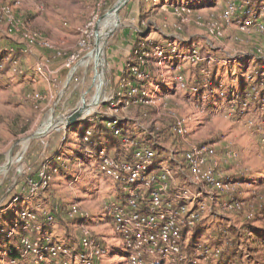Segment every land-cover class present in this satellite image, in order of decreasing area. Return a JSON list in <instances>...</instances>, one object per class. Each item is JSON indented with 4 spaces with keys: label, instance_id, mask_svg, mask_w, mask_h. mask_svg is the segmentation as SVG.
Returning <instances> with one entry per match:
<instances>
[{
    "label": "rangeland",
    "instance_id": "obj_1",
    "mask_svg": "<svg viewBox=\"0 0 264 264\" xmlns=\"http://www.w3.org/2000/svg\"><path fill=\"white\" fill-rule=\"evenodd\" d=\"M245 1L237 2L245 8ZM249 1L250 15L237 10L227 24L223 14L230 0H0V49L17 51V62L0 75V219L16 218L23 209L40 217L57 215L62 223L53 225L56 239L78 246L85 227L99 248L106 249L96 254L93 264H131L129 248L107 213L120 196L117 185L102 172L94 148L74 137L117 118L127 130L118 136L125 150L132 147L131 140L141 141L148 133L153 142V137L158 140L165 163L171 149L216 145L232 194H221L212 213L202 219L200 233L190 232L185 244L221 246L220 257L207 264L221 258L226 264H262L264 244L256 242L255 232L264 234V67L258 69L253 62H264V33L255 28L264 17L253 11L264 0ZM248 19L252 25L244 27ZM216 30L221 34L212 33ZM29 34L47 39L62 54L29 44ZM23 45L26 52L20 49ZM201 62L231 64L224 82H248L242 105L236 103V93L231 102L224 98L215 106L209 105L217 104L211 103V95L195 93L191 79ZM129 64L138 66L146 79L137 80ZM124 82L144 90L146 101L137 102ZM83 104L82 120L69 124L67 118ZM177 117L186 120L185 137L171 131ZM49 121L51 127L41 131ZM112 141L103 136L100 146L117 152ZM80 147L84 149L75 157ZM62 164L64 172L57 169ZM51 170L47 184L39 187L42 173ZM231 198L240 208L227 207ZM15 220L18 224L19 217ZM2 222L0 259L4 247H20V237L27 234L15 224L10 237L12 228L2 227ZM30 255L14 262L7 258L4 264H34Z\"/></svg>",
    "mask_w": 264,
    "mask_h": 264
},
{
    "label": "built area",
    "instance_id": "obj_2",
    "mask_svg": "<svg viewBox=\"0 0 264 264\" xmlns=\"http://www.w3.org/2000/svg\"><path fill=\"white\" fill-rule=\"evenodd\" d=\"M237 1L230 0L223 14L224 23L232 22L237 10H241L240 14L245 16L250 15L253 9L250 1H245V8L239 6ZM253 15L264 17V3L253 11ZM250 25L252 19L244 22V27ZM255 28L264 33V22L257 21ZM215 32L216 35L221 34L220 30L212 33ZM27 38L29 44L44 45L54 49L58 56L62 54L59 47L45 38L34 34H29ZM20 49L27 51L24 45ZM16 52L14 47L0 49V57L5 58L0 64L1 69L5 61L17 62V58L13 57ZM68 59L67 66L72 62V59ZM128 69L137 80L143 81L147 77L138 66L129 64ZM126 78L124 76L122 80ZM126 85L128 93L136 97L137 102L146 101L144 90L131 83ZM107 125L117 137L123 136L119 119L110 120ZM171 131L176 136L185 137L186 120L175 118ZM90 135L91 131L87 130V136ZM153 138L152 145L131 140L133 149L125 159L118 160L104 149L97 153L102 172L115 181L120 194L107 207V213L129 248L131 264H198L199 261L207 264V261L220 257L223 252L221 246L210 247L200 242L189 246L185 244V239L190 232L193 234L202 230V219L206 212L212 213L211 206L217 203L222 193L229 196L232 194L225 171L219 163L216 145L191 144L182 152L171 149L170 158L165 163L158 153L159 142ZM49 178L50 174L44 171L39 187L45 186ZM37 188L38 185L34 189ZM227 201V207L240 208V203H235L234 198ZM73 212H77V209L74 208ZM19 216V223L15 227L22 226L27 234L20 237L17 251L21 257L31 253L34 264H93L96 254L104 252L99 248L97 239L85 227L82 228L78 246H72L54 236L53 225L56 223L53 217H40L29 209H23ZM14 233L15 229L12 228L8 235L13 237ZM212 240L218 242L219 238ZM3 251L0 259L2 263L7 258L12 259L8 256L9 250ZM16 259H12V262Z\"/></svg>",
    "mask_w": 264,
    "mask_h": 264
},
{
    "label": "trees",
    "instance_id": "obj_3",
    "mask_svg": "<svg viewBox=\"0 0 264 264\" xmlns=\"http://www.w3.org/2000/svg\"><path fill=\"white\" fill-rule=\"evenodd\" d=\"M138 41L136 43H138ZM13 57H15V56H13ZM253 58L256 59L255 57H253ZM4 60H5V58L0 57V64L2 62H4ZM11 62H12V60L11 61H5L4 68L3 69L0 68V75H5L8 72V70L11 69V66H10ZM230 65H229V67H228V65H227V67L224 65L219 66V64H215L214 66H211L207 62H201L197 65V68H196V70L193 74V77L191 79V82H192L191 86L193 88H195V93L198 96L211 95V101H212L211 103H215L213 101H217L216 102L217 104H209L210 106L220 105V103L222 105V103H223L222 99H224V98L227 99L226 101L231 102L235 93H236L235 101L239 105H242V103L244 102V100L246 98L245 91L247 90L248 82L244 81L243 78H240L239 81L237 80V85H234V84L231 85V83L224 82V79H226L227 75H229V73H232V68ZM253 66H255L258 69H262L264 67V62H261L260 60H255V62H253ZM242 67H243V64H241V68ZM203 70L208 71V73H204ZM223 71H226L227 73L224 74ZM251 78H258V76L256 74H252ZM171 79H173L172 83L174 85L176 83V80L174 77H171ZM165 90H169V89L165 88L163 91H165ZM72 127L73 126L69 127L68 132L71 131ZM119 128L122 130V132L127 133V130L123 129L121 126H119ZM87 130L91 131L90 136H87ZM104 131L106 133H104ZM103 136L112 137V139H113L112 144L114 143L117 146L116 147L117 152L114 151V153H110V151L112 150V149H110L111 146H108L107 148L100 146L101 144H103V142H102ZM74 137H77L84 145H87L90 148H94L95 155H97V153L99 152L100 149H104L107 153H110L113 157H115L118 160H121L123 158L125 159V158L129 157V155L131 154L132 149H133V147H131V148H129V150H125V147H123L125 142L120 140L114 134V132L111 129H108L105 122H102L101 125H98L95 128L94 127L93 128L87 127L80 133V135L74 136ZM133 137L136 138L135 135H133ZM138 143L139 144L146 143V144L152 145L153 144L152 135H149L148 133L144 134V136L141 138V141H138ZM82 148L80 147L79 150L76 151V153L74 155L75 157L81 155V153L84 149V148L83 149ZM57 169H60L62 172H64V169H65L64 164L57 166ZM57 169L54 168V170H57ZM54 170H53V172H55ZM48 173L51 174L52 170ZM66 211H68V210H66ZM19 214H20V211H19L18 215H16L17 219H18V217L20 218ZM3 218H4V216H3ZM13 218H15V217L0 219V220L4 221L1 223L2 227H4V228L5 227H8V228L11 227L12 228L17 222V220H15L16 218L14 220H13ZM111 220L113 221L112 218H111ZM54 223H56V224L60 223L61 224L62 220L59 219L57 215H55ZM32 226H37V224H33ZM17 229L19 232H24L22 226H19ZM231 230L234 231L235 229H231ZM34 233H35V231H34ZM1 235H3V233H0V236ZM195 236H197V234H195ZM255 237L257 238L256 242H259L260 244H264V234L256 231ZM195 242L192 241L191 242L192 245ZM4 249H5V247H4ZM7 249L10 252L8 254V256H10V258L15 259V258L21 257L15 246H13L11 248L8 246ZM103 251L105 252L106 249L104 248ZM261 258L264 259V256H261ZM227 262H228L227 259L221 258L219 260V262H217L216 264H226ZM0 264H4V263L0 262ZM262 264H264V262H262Z\"/></svg>",
    "mask_w": 264,
    "mask_h": 264
},
{
    "label": "water",
    "instance_id": "obj_4",
    "mask_svg": "<svg viewBox=\"0 0 264 264\" xmlns=\"http://www.w3.org/2000/svg\"><path fill=\"white\" fill-rule=\"evenodd\" d=\"M128 0H122L121 3H126ZM118 8H114V11H118ZM82 101L83 103H85V97L84 95L82 96ZM85 110V104H83L79 109H77L75 112H73V114H71L68 118H67V122H69V124H74V123H78L82 120V114Z\"/></svg>",
    "mask_w": 264,
    "mask_h": 264
},
{
    "label": "bare ground",
    "instance_id": "obj_5",
    "mask_svg": "<svg viewBox=\"0 0 264 264\" xmlns=\"http://www.w3.org/2000/svg\"><path fill=\"white\" fill-rule=\"evenodd\" d=\"M116 22H117V20L114 19V23H113V25H115ZM108 31H109V30H108ZM100 41H101V40H100ZM96 58L98 59V62L100 63L102 57L100 58V55H97ZM100 65L102 66V64H100ZM103 66H104V64H103ZM103 66H102V67H103ZM97 103H98V101L95 100L94 103H93V106H95ZM51 125H52V122H50V121L47 122V123L43 126L44 128H42L41 131H42V130L49 129V128L51 127Z\"/></svg>",
    "mask_w": 264,
    "mask_h": 264
},
{
    "label": "crops",
    "instance_id": "obj_6",
    "mask_svg": "<svg viewBox=\"0 0 264 264\" xmlns=\"http://www.w3.org/2000/svg\"><path fill=\"white\" fill-rule=\"evenodd\" d=\"M3 41H1L0 40V43H2ZM29 76V75H28ZM27 77V76H26ZM2 87L0 86V89H1ZM201 230H199V231H197V232H195V234H197L198 235V233L200 232ZM212 264H214V263H212Z\"/></svg>",
    "mask_w": 264,
    "mask_h": 264
}]
</instances>
